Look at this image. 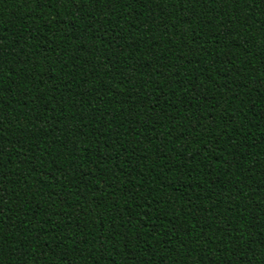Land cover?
I'll return each instance as SVG.
<instances>
[{
	"label": "trees",
	"instance_id": "1",
	"mask_svg": "<svg viewBox=\"0 0 264 264\" xmlns=\"http://www.w3.org/2000/svg\"><path fill=\"white\" fill-rule=\"evenodd\" d=\"M0 264H264V0H0Z\"/></svg>",
	"mask_w": 264,
	"mask_h": 264
}]
</instances>
